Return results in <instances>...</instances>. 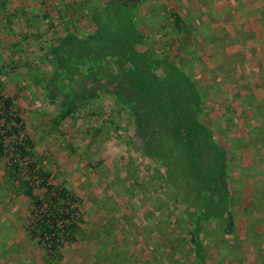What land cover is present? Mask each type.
Instances as JSON below:
<instances>
[{
	"label": "rangeland",
	"instance_id": "374dc122",
	"mask_svg": "<svg viewBox=\"0 0 264 264\" xmlns=\"http://www.w3.org/2000/svg\"><path fill=\"white\" fill-rule=\"evenodd\" d=\"M106 1L5 0L0 7V92L22 119V136L34 142L31 171L27 160H20L21 171L11 169L18 157L10 141L0 155V264H199L193 233L200 201L185 191L188 180L167 157L144 153L129 107L101 92L62 119L45 89L56 65L53 48L69 33L80 40L91 36L96 26L90 18ZM134 4L138 50L167 58L195 82L201 96L196 119L227 156L236 228L225 233L215 217L201 221L205 263L264 264V201L248 207L260 184L257 175L243 176L246 168L264 169V152L257 150L264 143V104L254 93L253 103L240 98L255 72L247 70L245 79L242 68L259 42L247 36L244 19L234 12L226 18L215 8L178 0ZM253 4L246 5L250 11L257 9ZM176 16L189 33L174 25ZM152 68L161 74L155 63ZM9 169L13 177L6 175ZM40 172L80 201L76 218L82 222L72 242L41 236L35 227L47 202ZM27 178L39 208L20 191L17 180Z\"/></svg>",
	"mask_w": 264,
	"mask_h": 264
},
{
	"label": "trees",
	"instance_id": "16d2710c",
	"mask_svg": "<svg viewBox=\"0 0 264 264\" xmlns=\"http://www.w3.org/2000/svg\"><path fill=\"white\" fill-rule=\"evenodd\" d=\"M4 1L0 0V7ZM134 6V0H107L90 18L96 26L91 36L80 40L67 34L51 52L56 65L46 78L45 89L51 103L60 109L62 119L69 117L80 101L86 102L101 92L129 107L144 153L158 160L167 157L168 164L178 167L188 180L185 191L200 201L193 243L199 264H206L198 241L201 221L215 217L225 233H233L236 228L226 182L227 156L212 132L196 119L201 96L195 82L167 58L138 50L141 38L132 18ZM174 25L189 33L179 16L175 17ZM154 63L161 74L152 68ZM13 106L12 100L0 92V120H3L0 155H4L6 142L10 141L18 157L11 169L21 171L20 160H27L26 168L31 171L34 142L22 136L19 130L22 119ZM162 135L167 138V145ZM6 175L14 176L10 169ZM40 176L47 202L35 222L38 233L74 241L78 223L82 222L76 218V205L80 201L68 189L48 184L44 172ZM17 182L23 195L34 206L41 207L31 181L27 178ZM217 193L219 196L214 200ZM250 204L253 205L252 200ZM60 221L64 223V231L59 228Z\"/></svg>",
	"mask_w": 264,
	"mask_h": 264
},
{
	"label": "crops",
	"instance_id": "0c3cea01",
	"mask_svg": "<svg viewBox=\"0 0 264 264\" xmlns=\"http://www.w3.org/2000/svg\"><path fill=\"white\" fill-rule=\"evenodd\" d=\"M180 5H190L192 7L198 8V7H206V8H212L214 10L215 15H220L222 17L231 18L232 12L236 14V18H243V24L245 27V30L248 33V37H250L254 42L256 43V51L254 52V55L250 61V63H245V67L242 68L243 75L246 78L247 70L255 71L252 74V77H250L251 82L249 84H246L244 87L245 92H241L240 98L244 99V102L253 103L255 96L254 94H257L259 97V103L264 104V0H251L254 4L253 6H257V9H250L249 6H246L250 3V0H178ZM185 1V2H184ZM239 15V16H238ZM252 53V51H248V54ZM256 64V68L253 69L250 67L251 63ZM248 67V68H247ZM254 74H256V77L254 78ZM249 77V76H248ZM254 93V94H253ZM256 100V99H255ZM257 101V100H256ZM264 118V116H263ZM257 150H261L264 152V143L257 148ZM243 151V149H242ZM264 160V157L262 158ZM242 162V160H241ZM228 163V161H227ZM244 167L247 164H251V166L255 167L254 163L248 162L245 164L242 162ZM263 164L260 166H257V168H253L252 171L254 173H251L250 168L245 169V173L243 174L244 177H252L254 175L255 178H257L256 181L260 185H254L255 190L257 187V194L249 195V200L253 201V204L257 201H264V169ZM231 173L229 174L230 177ZM257 175V177H256ZM253 205L249 204L248 207H252Z\"/></svg>",
	"mask_w": 264,
	"mask_h": 264
}]
</instances>
